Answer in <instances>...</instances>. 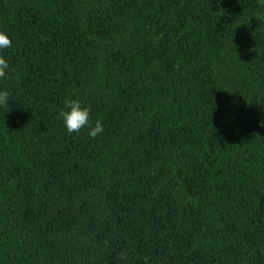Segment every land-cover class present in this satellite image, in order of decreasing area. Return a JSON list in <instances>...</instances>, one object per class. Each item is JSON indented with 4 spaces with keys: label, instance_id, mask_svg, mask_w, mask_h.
I'll return each instance as SVG.
<instances>
[{
    "label": "trees",
    "instance_id": "obj_1",
    "mask_svg": "<svg viewBox=\"0 0 264 264\" xmlns=\"http://www.w3.org/2000/svg\"><path fill=\"white\" fill-rule=\"evenodd\" d=\"M0 31V264H264V0H0Z\"/></svg>",
    "mask_w": 264,
    "mask_h": 264
},
{
    "label": "clouds",
    "instance_id": "obj_2",
    "mask_svg": "<svg viewBox=\"0 0 264 264\" xmlns=\"http://www.w3.org/2000/svg\"><path fill=\"white\" fill-rule=\"evenodd\" d=\"M10 47H12L10 37L4 31H0V49ZM8 68V61L3 56H0V78L5 77ZM9 95L7 90L0 91V106H6L9 103ZM65 105L68 110L62 109L59 115L63 118L69 133H79L82 128L88 127L90 119V109L88 107H81V102L78 99L66 100ZM103 130L102 122L97 120L95 125L88 131V135L95 138Z\"/></svg>",
    "mask_w": 264,
    "mask_h": 264
}]
</instances>
